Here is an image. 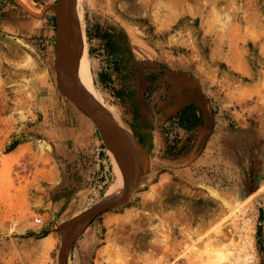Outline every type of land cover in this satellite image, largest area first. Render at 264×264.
<instances>
[{
    "label": "rangeland",
    "instance_id": "374dc122",
    "mask_svg": "<svg viewBox=\"0 0 264 264\" xmlns=\"http://www.w3.org/2000/svg\"><path fill=\"white\" fill-rule=\"evenodd\" d=\"M57 4L0 0V20L8 12L24 20L21 34L0 31V264H59L60 226L99 203L116 182L113 173V181L77 200L65 218H52L55 195L91 174L76 166L81 146L101 137L57 86L56 18L45 10ZM79 5L88 45L96 29L110 30L141 62L207 81L229 130L240 124L264 130V0ZM88 55L85 81L106 102L92 81L94 53ZM253 137L238 169L144 170L124 203L98 215L67 245V264H201L212 247L227 249L226 264H264V136ZM47 237L51 247L43 245Z\"/></svg>",
    "mask_w": 264,
    "mask_h": 264
},
{
    "label": "crops",
    "instance_id": "0c3cea01",
    "mask_svg": "<svg viewBox=\"0 0 264 264\" xmlns=\"http://www.w3.org/2000/svg\"><path fill=\"white\" fill-rule=\"evenodd\" d=\"M23 27L24 20L13 12L0 20V31L7 34H21ZM105 32L112 33L99 28L89 40L92 44L88 49L94 53L92 81L103 90L111 120H116L113 114L118 119L114 123L127 141L135 168L141 173L156 167L188 173L221 166L238 169L240 155L251 150L256 143L253 136L260 139L264 130L244 124L229 130L207 81L187 70L147 65L126 42L122 46L111 34L108 41L104 40ZM89 122L86 125L91 131ZM167 132L176 135L174 144H169ZM88 138L76 166L80 169L84 165L91 174L72 180L68 190L55 195L52 218H65L77 200L114 180L102 138Z\"/></svg>",
    "mask_w": 264,
    "mask_h": 264
},
{
    "label": "water",
    "instance_id": "95a60500",
    "mask_svg": "<svg viewBox=\"0 0 264 264\" xmlns=\"http://www.w3.org/2000/svg\"><path fill=\"white\" fill-rule=\"evenodd\" d=\"M73 4L74 0H58L55 8H45V10L52 12L56 18L55 70L57 86L64 96L71 100L75 106L95 123L104 144L106 145V141L110 143L114 154L118 157L119 163L125 169L127 180L120 194L106 195L99 203L60 226L61 247L59 250V264H67V245L98 215L124 203L142 174L132 163L133 159L127 141L119 127L97 108L96 103L84 90L79 87L77 92H74L70 87L69 81H67L69 76L64 73L63 63L75 49L76 40L75 33L73 31L71 33L72 14H70V10L73 9Z\"/></svg>",
    "mask_w": 264,
    "mask_h": 264
},
{
    "label": "bare ground",
    "instance_id": "6f19581e",
    "mask_svg": "<svg viewBox=\"0 0 264 264\" xmlns=\"http://www.w3.org/2000/svg\"><path fill=\"white\" fill-rule=\"evenodd\" d=\"M79 4H80V0H77V1L75 0L74 7H73L72 10H70V14H72L71 15V33L73 31L75 33V36H76L75 49L73 50L71 55H69L68 58L64 61L63 70L69 76V79L67 81H69L70 87L73 89V91L77 92V90L80 87V89L84 90L90 96V98L96 103L97 108L99 110H101L104 114H106L107 117L112 119L111 116L108 113V106L103 101V99L98 96V93L96 92L97 91L96 87L94 88V86L92 84L89 85L85 81V79H86L85 78V74L87 72H89V61H90V59H89V55H88V44H87L86 37H85V35L83 33V29H82L83 28V25H82V12L79 10V6H80ZM106 147L108 148L107 150L110 153L109 154L110 155V159H111L110 162L114 165V171H115L114 173L116 175L115 184L112 185L111 188L107 192V195L110 196V195L116 194V193L120 194V192L122 191V188H123V186H124V184H125V182L127 180V175L125 173L124 167L122 166L121 163H119L118 157H116V155L114 154V152L112 150V147L110 146V143L108 141H106ZM212 194H213V196H217L214 193H212ZM234 210H232V211H234ZM236 211H238V210H236ZM232 225H234V224H232ZM218 230H216V231L219 233ZM53 241L54 240L51 237H47L45 239V241H44L45 243L43 245L45 247H51V244H53ZM211 244H212V242H210V245H209V243H207V245H209L210 247H211ZM205 247H208V246L205 245ZM212 248L206 249V252H207L206 253L207 254L206 258L207 259H205L204 261L200 260L201 259L200 256L202 254L201 253L197 254L198 256L201 254L199 256V261H202V263L198 262V259H196L197 262L201 263V264H226V262H227V260L229 258H228V253H226L227 249H224V245L222 246V248L224 250H226V251H223L222 249L219 250V249H212ZM48 250H49V248H48ZM40 253L42 254V252H40ZM237 255L238 254H236V256ZM196 258H198V257H196ZM239 259H241V261H242V258H239V257L236 260L239 261ZM240 263H238V264H240ZM95 264H96V262H95Z\"/></svg>",
    "mask_w": 264,
    "mask_h": 264
},
{
    "label": "built area",
    "instance_id": "2783aa9c",
    "mask_svg": "<svg viewBox=\"0 0 264 264\" xmlns=\"http://www.w3.org/2000/svg\"><path fill=\"white\" fill-rule=\"evenodd\" d=\"M169 126L171 127V124H169ZM167 138L169 140V144H174L175 139H177L176 135L174 136V133H170V132H167ZM34 221L39 223L41 222V219L36 217Z\"/></svg>",
    "mask_w": 264,
    "mask_h": 264
},
{
    "label": "trees",
    "instance_id": "16d2710c",
    "mask_svg": "<svg viewBox=\"0 0 264 264\" xmlns=\"http://www.w3.org/2000/svg\"><path fill=\"white\" fill-rule=\"evenodd\" d=\"M102 38L104 39V40H109V38H110V36H109V34H107V33H104L103 35H102Z\"/></svg>",
    "mask_w": 264,
    "mask_h": 264
}]
</instances>
